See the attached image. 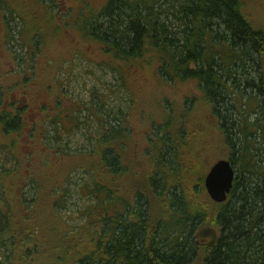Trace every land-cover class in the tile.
I'll use <instances>...</instances> for the list:
<instances>
[{
    "label": "trees",
    "instance_id": "obj_1",
    "mask_svg": "<svg viewBox=\"0 0 264 264\" xmlns=\"http://www.w3.org/2000/svg\"><path fill=\"white\" fill-rule=\"evenodd\" d=\"M38 2L47 20L42 26L15 0H0L8 44L15 39L9 24L19 20L20 45L25 51L30 47V61L36 65L44 33L58 14L54 0ZM77 19L84 38L110 58L106 67L125 90L132 92L126 87L125 67L153 68V75L167 86L192 83L200 95L186 99L178 110L163 100L162 122L149 118L148 166L136 160L138 146L129 115L122 111L113 119L118 127H101L88 151L69 154L61 145L62 122L78 121L77 111L64 116L57 102L49 158L59 155L66 163L74 158L81 163L74 168L91 174L85 186L91 205L84 211V227L75 231L60 223L53 242H43L37 233L34 238L17 235L8 214L15 208L37 210L41 203L52 212L62 209L67 203L65 182H45L39 169L30 183V202L8 190L23 162L15 141L24 131L25 110L17 111L13 104L8 110L9 91L0 85V249L5 248L6 259L13 264H264V175L251 138L252 130L264 128L249 123L245 102L248 90L257 91L264 114V32L249 21L242 1L107 0L98 12L84 6ZM246 59L254 64L258 80H246V90L240 91L238 73L250 76ZM196 106L216 123L225 158L236 170L234 188L223 204L209 198L204 187L209 171L198 175L191 158L197 153L188 136ZM176 110L180 114L175 116ZM87 111L97 117L94 106ZM11 159L14 168H7ZM208 226L220 232L214 247L194 239L197 229Z\"/></svg>",
    "mask_w": 264,
    "mask_h": 264
},
{
    "label": "rangeland",
    "instance_id": "obj_2",
    "mask_svg": "<svg viewBox=\"0 0 264 264\" xmlns=\"http://www.w3.org/2000/svg\"><path fill=\"white\" fill-rule=\"evenodd\" d=\"M241 1L249 21L255 28L264 32V0ZM15 2L24 12L29 13L27 16L32 22H36V25L42 26L47 21L45 14L41 13L38 0ZM54 2L58 14L54 18L52 29H49L47 34L44 33L45 40L38 55L37 65L30 61V47L25 51L20 45L18 32L23 25L19 20L9 24L10 32L15 39L8 44L6 23L0 19V85L9 91L5 106L9 110L13 104L17 111L25 110L24 131L15 141L17 152L23 158V162L18 175L11 178L12 187L9 186L8 190L18 199L22 197V200L30 202L33 195L30 183L39 169L45 182L50 180L52 183L54 179L59 184L65 182L62 194H65L67 203L62 209L52 212L41 203L37 210L21 211L15 208L11 215L8 214L14 220L17 235L34 238L37 233L44 238L43 242L48 240L53 242V238L60 232L59 230L56 232L60 223L64 224L66 229L74 228L75 231L84 227L86 222L84 211L91 205L85 190V186L92 180L91 174L74 168L81 164L74 158L68 163L61 161L59 155L56 157L54 154V157L49 158L51 139L55 135L51 127L54 126L52 125L55 124L54 117L59 112L57 102L61 103L64 116H71L77 111L75 114L78 121L69 119L62 122L64 136L61 145L69 154L76 155L88 151L91 142L100 137L101 127L106 128L108 125L118 127V123L113 119L122 111L129 115L130 130L138 146L134 151L136 160L145 161L148 166L145 152L151 125L149 118H152V123L162 122L165 114L163 100L171 106L175 104V109L178 110L184 106L186 99L200 95L192 83L167 86L153 75V68L132 70L125 67L126 87L132 92L125 90L118 76L106 67L112 63L110 58H106L99 48L87 41L77 25L81 8L87 6L98 12L106 5L107 0H54ZM15 57L18 58L17 61ZM21 60L25 63L18 67ZM246 61L250 76L241 77V73H238L243 84L240 91L246 90V80H258L254 64L248 59ZM25 81H29V84H24ZM247 92L245 102L248 121L251 124L258 123L264 128V114L259 108L262 98H258L257 91ZM92 106L96 108L97 117H92L87 111V109L91 111ZM15 109L12 111L15 112ZM177 110L175 116L180 114ZM190 117L193 118L195 126L188 132V136L192 138L193 143L190 144L195 147L193 150H197L191 158L196 165L197 174L205 176L216 162L226 160L227 149L221 133L216 129V123L207 112L196 106ZM252 132L254 133L251 138L258 149L257 159L264 175V130ZM2 160L1 154L0 161ZM6 167L14 168L12 159ZM219 237V230L208 226L197 229L194 239L202 246L214 247ZM6 256L3 247L0 249V264H13ZM195 264H202V261Z\"/></svg>",
    "mask_w": 264,
    "mask_h": 264
},
{
    "label": "water",
    "instance_id": "obj_3",
    "mask_svg": "<svg viewBox=\"0 0 264 264\" xmlns=\"http://www.w3.org/2000/svg\"><path fill=\"white\" fill-rule=\"evenodd\" d=\"M235 167L229 160L216 162L209 170L204 181L209 198L216 204L225 203L234 188Z\"/></svg>",
    "mask_w": 264,
    "mask_h": 264
}]
</instances>
